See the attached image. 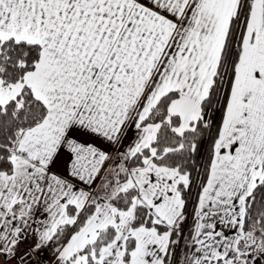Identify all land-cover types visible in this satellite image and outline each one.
<instances>
[{"label": "snow or ice", "instance_id": "obj_1", "mask_svg": "<svg viewBox=\"0 0 264 264\" xmlns=\"http://www.w3.org/2000/svg\"><path fill=\"white\" fill-rule=\"evenodd\" d=\"M0 264H264V0H0Z\"/></svg>", "mask_w": 264, "mask_h": 264}]
</instances>
